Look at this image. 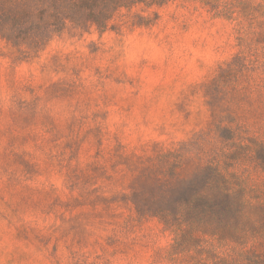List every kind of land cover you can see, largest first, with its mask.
<instances>
[{
  "label": "rangeland",
  "instance_id": "rangeland-1",
  "mask_svg": "<svg viewBox=\"0 0 264 264\" xmlns=\"http://www.w3.org/2000/svg\"><path fill=\"white\" fill-rule=\"evenodd\" d=\"M219 2L227 15L141 1L103 30L60 33L45 14L29 35L0 37V264H173L171 230L134 202L175 184L154 163L181 146L182 179L209 149L236 148L231 171L264 201V159L248 151L264 95L213 84L234 56L264 53V0ZM236 117L249 133L232 142L217 126Z\"/></svg>",
  "mask_w": 264,
  "mask_h": 264
},
{
  "label": "trees",
  "instance_id": "trees-1",
  "mask_svg": "<svg viewBox=\"0 0 264 264\" xmlns=\"http://www.w3.org/2000/svg\"><path fill=\"white\" fill-rule=\"evenodd\" d=\"M141 1L164 4L169 0H0V37H5L7 31L17 36L18 32L29 35L33 24H39L45 14L52 26H60L59 33L70 24H94L103 30L117 10ZM201 1L217 15L228 13L219 0ZM47 8L50 13H46ZM242 17L240 27L247 33L255 25H245V16ZM254 21L259 30L264 27V16H255ZM248 36L242 46L255 49L246 40ZM220 70L213 84L226 91L235 89L242 95L248 91L264 95V53L248 56L241 52ZM217 128L234 138L232 142L249 133L237 117L219 122ZM184 150L181 146L156 157L154 164L162 174L176 181L172 186L165 185L160 193L142 198V203L134 202L137 214L157 217L171 230L174 243L169 254L173 264H264V251L260 249L264 246V201L249 199L236 173L231 171L230 155L236 148L209 149L200 156L198 171L191 178L182 179L179 177L184 167ZM248 151L264 159V125Z\"/></svg>",
  "mask_w": 264,
  "mask_h": 264
}]
</instances>
